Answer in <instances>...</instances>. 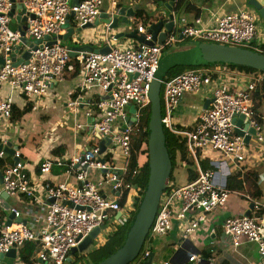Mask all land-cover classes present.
I'll return each mask as SVG.
<instances>
[{"label":"built area","instance_id":"1","mask_svg":"<svg viewBox=\"0 0 264 264\" xmlns=\"http://www.w3.org/2000/svg\"><path fill=\"white\" fill-rule=\"evenodd\" d=\"M71 1L0 0V57L4 61L0 66V121L11 119L15 96H21L35 105L47 98L53 82H62L67 74H74L78 67L79 92L97 88L105 95L111 88V98L101 99L95 105L92 130L97 131L102 139L110 140L109 154L118 151L122 164L117 169L105 158L102 159L105 153L100 154L97 145L80 156L44 159L38 167L39 174L49 175L54 168L63 169L65 175L74 178L75 184L50 185L38 195L20 153L16 150L13 155L18 159L17 163L7 164L3 162V153L0 152L2 192L9 198L25 200L44 210L37 230L0 221V255L8 254L11 250L17 253L32 242L40 244V250L28 264H64L70 250L93 229L99 228L101 235L103 227L115 229L133 218L138 188L127 183L123 176L128 171L135 127L125 119L129 115V105L135 109L131 116L136 122L150 106L149 91L163 51L190 41L246 47L256 38L255 17L248 12L226 14L208 25H204L201 19H196L192 24L185 23L179 33L168 36L163 44L153 47L117 41L109 26L104 25L100 33L109 51L106 54L78 53L73 61L71 54L74 51L57 37L61 35L70 14H73L76 27L94 24L101 14L103 0H84L76 6H72ZM15 4H19L27 16L25 37L28 40L42 41L49 36L57 41L50 46L43 42L35 51L23 45L24 51H29L30 58L18 66L13 65L10 55L20 43L21 36L17 29L10 28L11 19L8 16ZM136 31L144 35L145 41L151 40L143 25H137ZM228 71L226 66L197 68L186 70L162 83V127L184 141L187 156L194 164L196 178L191 183L181 185L168 181L144 248L133 264H144L151 253L152 241L165 237L174 225L181 241L187 242L207 223L208 216L224 207L234 195L245 197L254 204L250 216H229L220 225L211 228L210 234L227 250H235L245 243L255 244L258 260L250 264H264V202L228 190V174L225 173V166L227 169L233 166L243 172L242 165L252 162V138L264 147V113L256 116L252 108L253 93L261 92L262 79L257 75L238 72V75L228 74ZM230 75L248 80L246 88L236 89ZM204 87H211L209 107L199 114L193 127H175L173 111L179 100L185 94ZM241 115L244 116L242 124H248L255 132L254 136L244 133V137H250L248 144H245L244 137H239L234 131L233 120ZM87 116L92 118L91 115ZM118 123L122 127H118ZM76 129L82 127L78 125ZM212 153L219 155L217 162L212 168L203 169L201 162L209 161ZM93 169L103 171L104 179L91 180L89 171ZM135 174L136 171L132 177ZM103 185L109 187L112 195L103 193ZM123 199L124 204L121 205ZM10 213L15 219L20 217V212L14 208L10 209ZM195 261H201V258L196 254L190 255L188 262Z\"/></svg>","mask_w":264,"mask_h":264},{"label":"crops","instance_id":"2","mask_svg":"<svg viewBox=\"0 0 264 264\" xmlns=\"http://www.w3.org/2000/svg\"><path fill=\"white\" fill-rule=\"evenodd\" d=\"M155 0H103L101 7V14L109 15L111 11L119 9L121 7L133 8L134 10L139 8L144 10L150 15L162 12L161 9L154 4ZM72 2V1H71ZM199 10L198 16L195 13H189L186 10L183 11L182 20L178 27H182L185 23L191 24L197 18L201 19L204 25L212 24L219 17L237 12H249L255 17L256 25V38L255 45H264V19L261 18L253 8L247 6V0H204L190 2ZM120 5V7H118ZM19 14L18 12L16 13ZM72 20L73 26L69 24V28H77ZM129 25L120 24L116 30L111 31L113 36L118 33H132L135 30L132 19ZM139 24V23H138ZM17 29V24H12ZM104 28L103 24H98L92 29H86L80 33L74 32L72 37L68 38L64 43L69 48L77 49V53H80V48L91 47L96 51L103 50L106 45L102 40L100 31ZM66 30H63L61 35L65 34ZM128 37H124L120 40L129 41ZM184 44V43H183ZM182 45L181 50L188 48L190 42H187V47ZM179 47V46H178ZM23 52L24 48H23ZM22 50L18 53L16 59L19 60L23 55ZM161 57L160 62H162ZM74 61V57H73ZM228 74L237 72L229 69ZM262 79L261 92L255 91L258 96H264V75H257ZM231 82L236 89H245L248 80L236 79L229 76ZM80 78L77 73L67 74L62 82H56L50 89L47 98L38 103L30 104L26 102L21 96H15L13 100L14 110H22L26 106H30V112L22 114V121L27 122L25 131H22V127L16 125L19 117L10 121H0V144L11 142L13 147L20 153L22 159L26 161L27 173L30 176L33 184L36 187V192L41 195L44 189L50 185H57L60 183L75 184V180L71 176H67L60 172L61 169L54 168L49 175H41L38 172V167L44 159H68L73 156H80L90 147L99 145V140L95 137V131L92 130L93 120L96 109L95 104L101 92L99 89L94 88L91 91L78 92V84ZM225 81V80H224ZM227 83V81H225ZM211 101V87H204L200 90L185 94L178 102V105L173 111V123L177 128H191L195 125L199 114L206 110ZM94 102V103H92ZM258 100L253 101L254 105ZM207 107V108H206ZM260 114L264 113V102L260 105L258 110ZM87 115H91L89 118ZM30 117L29 120H25ZM129 118H133L129 112ZM264 123V122H262ZM80 125L82 129L77 130L76 126ZM245 124H242L241 128ZM117 126L122 127L121 123ZM48 140V142H45ZM33 142L31 148H24L25 145H29V142ZM257 143V142H256ZM99 147V146H98ZM56 149V154L53 151ZM28 151V152H27ZM109 147L105 148V154L103 158H107L106 162L112 163L113 167L119 169L122 164V157L118 151L114 154H109ZM250 153L252 162H247L242 165L243 172L235 167L225 166V173L227 176L234 173H245L246 171H257V176L260 180L259 190L264 189V147L256 144L255 147L250 145ZM8 164H12V160L9 157L5 158ZM211 165L217 162V159L207 161ZM59 169V171H58ZM60 172V173H59ZM89 177L93 181L102 180L105 177L103 171L90 170ZM1 186V185H0ZM103 193L112 195L108 186L103 185ZM252 191L249 186L245 187L242 195L249 197L247 192ZM2 192V187L0 193ZM238 197V196H237ZM250 198V197H249ZM241 203H234L229 209L222 208L219 212H215L208 216L207 223L202 226L199 231L191 237L187 242L181 241L180 234L177 227L174 225L172 230L165 236L155 241H152L150 251L153 253V264H162L163 262H169L171 264H250L255 263L258 260L257 246L253 243H245L239 248L225 249L222 248L218 241L211 236L210 229L220 225L222 221L229 216H244L249 205V201L245 197L234 198ZM260 201L264 202V197H260ZM243 203V204H242ZM14 208L20 212L19 220L25 221V226H28L34 230L39 228L41 224V217L44 215L42 207L31 205L25 200H17L13 198L2 199L0 197V213L3 214L2 221L8 220L10 209ZM15 225H21L17 220H14ZM195 243L200 246V250L195 247ZM196 254L201 261H195L193 263L188 262L190 255ZM18 257V256H17ZM4 259V258H3ZM0 259V264H21L19 258L14 260L15 262H5ZM3 260V261H2Z\"/></svg>","mask_w":264,"mask_h":264},{"label":"water","instance_id":"3","mask_svg":"<svg viewBox=\"0 0 264 264\" xmlns=\"http://www.w3.org/2000/svg\"><path fill=\"white\" fill-rule=\"evenodd\" d=\"M177 0H167L163 2L162 0H155L159 8L161 9L163 16L159 21L153 23L149 26L148 32L151 34V41H144L143 35H137L136 31L132 33H118L114 36L115 40H120L123 37H128L134 39L136 42L153 46L155 42L159 44L163 42L168 33H171L175 26L179 24L182 20V14L175 9V3ZM192 2L204 1V0H191ZM15 2V0H12ZM80 0H72V6H76ZM247 6L253 8L258 12L259 16L264 19V0H247ZM19 13L18 15L16 13ZM24 15V16H23ZM8 16L11 19V24H17V31L21 36L20 43L16 45L11 52V61L14 66H18L27 61L30 58L29 51H25L19 60H16V56L21 51L23 45H28L33 51L37 50L42 46L43 42L50 46L57 43L56 40H51V37L47 36L42 41H33L30 42L25 37V31L27 30V16L24 14V10L19 4H15L14 8L10 11ZM135 16V10L133 8L121 7L111 11L109 15L100 14L98 20L94 24H87L77 28H69V19L73 17V14H70V18L65 21L63 29L66 30V33L63 35H58L57 39L62 42L68 40L72 37L73 33H80L86 29H92L97 26L99 23L109 26V29L116 30L120 24L129 25V19H132ZM72 51H77V49L70 48ZM81 52H95L96 50L91 47L80 48ZM109 47H105L103 50H100V53H107ZM75 56V54H71ZM170 59H173V62L169 68L162 67L161 64L164 62H159L154 80L151 84L149 91V102H150V118L148 123L149 137H148V164H149V178L146 185V190L139 202L136 214L133 218L132 224L129 228L128 235L126 237L123 245L112 255L104 259L103 261L96 264H131L133 263L143 247L145 239L148 235V232L154 222L156 213L158 210L159 200L164 192L167 183L170 178L171 173V162L170 157L167 152L164 130L162 127V107H161V88L162 83L167 75V73L174 69L176 65L178 67H198L206 63H217V64H237L242 66H247L253 69L264 71V55L246 50L240 47L225 46L220 44H205L198 43L192 45V47L185 50L177 51L170 56ZM4 61L0 57V66L3 65ZM108 95L105 96V99H109ZM211 103V101L209 102ZM207 108V107H206ZM129 112L134 113V108L129 107ZM244 121V116H239L233 120L235 125L234 131L239 137H244V133L247 132L249 135L254 136L255 132L253 128H249L248 124H245L243 128L242 122ZM129 125L136 123L135 118L127 117L125 119ZM95 137L99 140V153L103 154L105 148L110 145V140L108 138H101L97 131H95ZM245 144H248L250 141L249 136L244 138ZM3 152L5 155L12 157L14 163L18 162V159L14 158L13 155L16 151V148L13 147L11 142H7L5 145L0 144V152ZM103 162V160H100ZM118 173L121 174V171L118 170ZM2 184V175L0 171V185ZM2 199H7V195L4 192L0 193ZM254 204L249 203L248 209L244 217H249ZM119 213L116 214L118 218ZM14 220H17L22 226H25L24 220L15 219L13 214L8 215V220L6 221L7 225H10ZM100 229H93L86 237L79 241L77 246L73 247L70 250V254L74 255L76 253L83 254L90 248L92 242L99 237ZM17 253L15 250H11L8 254L0 255V259L3 258H16ZM71 259L68 258L66 262H70ZM153 253H150L147 261L144 264H153Z\"/></svg>","mask_w":264,"mask_h":264},{"label":"trees","instance_id":"4","mask_svg":"<svg viewBox=\"0 0 264 264\" xmlns=\"http://www.w3.org/2000/svg\"><path fill=\"white\" fill-rule=\"evenodd\" d=\"M80 1H84V0H80ZM162 1L165 2L167 0H162ZM190 2L191 0H177L175 3V9L179 12L182 10H186L187 12L195 13V15L198 16L199 10L196 9L195 6L191 4ZM154 4L157 5L155 1H154ZM118 7H120V5H118ZM161 18L162 17L160 16H157L155 14L150 15L146 13L144 10L137 8L135 9V16L132 22L134 23V25H136L135 26V29H136L137 25L139 24L143 26H147V25L156 23ZM69 24L73 26L71 19H69ZM133 43L135 45H138L135 41H133ZM198 43H202V42L190 41L188 48ZM177 45L179 46V44ZM243 49L250 50V51L257 52V53L264 55V45L250 44L249 46L243 47ZM215 66H226L228 67V69H231L238 73H244L246 75H264V71L253 69L247 66H242V65H237V64H225L224 65V64H217V63H206L198 67H180V68H175L173 70L171 69L165 76L163 82L183 73L186 70L188 71V70H194L197 68H208V67L210 68V67H215ZM75 73L78 74V67ZM263 91H264V86H263ZM160 97L162 101V88H161ZM256 100H258V102H256L254 105L252 104V108L256 116H258L257 115L259 114L258 110L260 109V105L264 102V96H258L256 93L253 97V101H256ZM96 101H98V99ZM30 110H31L30 106H26L24 107V109L20 111L14 110V107H13L10 120L14 118V113H15V118H17V117H20V115L22 114H26L30 112ZM149 118H150V106L141 114L139 120L136 123H133V126L135 128H134V134L131 138V152H130V156L128 160L129 162L128 171H127V175L123 176L124 180L127 183H130L133 186H137L138 188V200L137 201L138 202L141 200L146 190V185H147L148 178H149V164H148ZM257 121L259 120L257 119ZM163 130H164L166 148H167V152L169 154L170 162H171V173H170L169 181H175L173 177V170L177 166L176 157L178 155L179 160L181 164L183 165V168L185 171L184 183L193 182L196 178V174L194 172L195 171L194 164L192 160H190L187 156L184 141L170 134L165 129ZM53 154H56V149L53 151ZM105 159L107 160V158ZM202 167L203 169H208V168H212V165L207 161H203ZM135 171H136V174L135 176L132 177V174ZM60 172L64 173V170L61 169ZM259 182L260 180L257 176V171L256 172L246 171L245 173L239 172V173L231 174L227 177L226 187L228 190L232 192H243L245 187L249 186V188L252 190L250 192H247L249 197L251 199H260V197H262V191L259 190ZM138 202L136 203V210L138 208ZM120 204L121 205L124 204V199L120 202ZM136 210H135V213L133 214L134 216L136 214ZM2 218H3V214L0 213V221H2ZM133 218L129 220L127 223H125L123 226H118L117 228L112 229L110 233L107 234L105 242L99 248L94 249L93 251L88 253V255L92 257V261H91L92 264H96V263L103 261L110 255L115 253L123 245L128 235V231L132 224ZM39 250H40V244L37 242H34V243L32 242L20 248L17 252V256L22 264H28ZM69 255L71 254L69 253ZM64 264H75V263L73 261L72 262L70 261L69 263L65 262Z\"/></svg>","mask_w":264,"mask_h":264},{"label":"rangeland","instance_id":"5","mask_svg":"<svg viewBox=\"0 0 264 264\" xmlns=\"http://www.w3.org/2000/svg\"><path fill=\"white\" fill-rule=\"evenodd\" d=\"M10 28L12 29V30H14L15 29V27L14 26H12V25H10ZM63 42H65V41H63ZM64 44V43H63ZM252 44H254V42L252 43ZM183 45H185V47H187V42H185ZM182 48V45H179V47H177L176 49H169V50H165V51H163V53H162V56H164L163 58H162V64H161V66L162 67H165L166 69L167 68H169L172 64H170L171 62H173V59H170L168 56H170V54H172V53H174V52H177V51H180V49ZM171 61V62H170ZM175 68H180V67H178V65H176V66H174ZM174 68V69H175ZM173 70V69H172ZM22 118H23V116H21L20 115V117H19V119L17 120V122H16V125L18 126V127H22V131H25V129H26V125H29L27 122H23L22 121ZM30 119V117H27L26 119L24 118V121L25 120H29ZM45 142H48V140H45ZM256 139L255 138H252V140H251V146H253V147H255L256 146ZM34 144H33V142L31 141V142H29V145H25L24 146V148H31L32 146H33ZM259 145V144H258ZM28 152V151H27ZM219 155L218 154H216V153H212L211 155H210V157L208 158V160L209 161H212V160H215V159H217V157H218ZM222 159V158H221ZM203 164V162H201V165ZM176 167L174 168V170H173V177H174V180L176 181V183H178V184H184V181H185V171H184V168H183V165L181 164V162H180V160H179V156L177 155V157H176ZM0 189H1V186H0ZM238 198L237 196H232L230 199H229V201L227 202V204L224 206V207H222V208H225V209H229L230 208V206H232L234 203H241V201H236L234 198ZM243 204V203H242ZM222 208H220V209H218L217 211L219 212ZM114 219V218H113ZM113 228H111L110 227V229L109 228H105V227H103L102 228V233H101V235H99V237L98 238H96L93 242H92V244H91V246H90V248L88 249V251H86L85 253H83V254H80V253H77V254H75L74 256L73 255H68L69 257L68 258H70L71 259V262L73 261L75 264H92L91 263V261H92V257L91 256H89L88 255V253H90L91 251H93L94 249H97V248H99L104 242H105V240H106V236H107V234L108 233H110V231L112 230ZM195 247L198 249V250H200L201 248H200V246L197 244V243H195ZM84 257V258H83ZM16 258H18V257H16ZM16 258H14V260H17ZM5 262H8V261H10V262H15L14 260H10V258H4L3 259ZM2 260V261H3ZM22 264V263H21Z\"/></svg>","mask_w":264,"mask_h":264},{"label":"bare ground","instance_id":"6","mask_svg":"<svg viewBox=\"0 0 264 264\" xmlns=\"http://www.w3.org/2000/svg\"><path fill=\"white\" fill-rule=\"evenodd\" d=\"M158 6V5H157ZM159 7V6H158ZM183 11V10H182ZM182 11H180V13L182 12ZM179 12V11H178ZM249 13V12H248ZM233 14V13H232ZM155 15H157V16H160V17H162L163 16V13L162 12H158V13H156ZM134 18V17H133ZM198 19V18H197ZM159 21V20H158ZM129 22H130V20H129ZM180 23V22H179ZM255 23V22H254ZM192 24V23H191ZM151 25V24H150ZM150 25H147V26H143L144 28H145V30H146V32L148 33V34H150L149 32H148V29H149V26ZM178 25L179 24H177L176 26H175V28L173 29V31L171 32V33H168L167 34V36H166V38L163 40V42L162 43H160V44H163L164 42H165V40L167 39V37L168 36H170V35H173V34H177V33H179L181 30H182V28H183V26L182 27H178ZM255 27H256V25H255ZM64 30V29H63ZM111 30V29H110ZM111 31H113V30H111ZM134 31H136V29L134 30ZM136 33H137V31H136ZM137 35H142V34H139V33H137ZM151 35V34H150ZM144 36V35H143ZM152 37V36H151ZM124 38V37H123ZM122 38V39H123ZM130 40L129 41H131V43L133 44V45H135L134 43H133V41H135L134 39H131V38H129ZM121 40V39H120ZM120 40H117V41H120ZM30 41V40H29ZM144 41H145V39H144ZM151 41V40H150ZM31 42V41H30ZM136 42V41H135ZM137 44H141V43H138V42H136ZM202 43H205V44H215V43H212V42H202ZM158 42H155V44L153 45V46H155V45H160ZM142 45H144V44H142ZM135 46H137V45H135ZM145 46H147V45H145ZM153 46H149V47H153ZM23 47V46H22ZM106 47H109V46H107L106 45ZM178 47V45H176L175 46V49ZM240 48H243V47H240ZM23 49V48H22ZM80 53H87V52H80ZM97 53H100L99 51H97ZM72 54H75V56H72L71 55V57H72V59H73V57H74V59H75V57H76V55L78 54L77 53V51H74ZM103 54V53H102ZM17 57V56H16ZM162 57V56H161ZM17 60V59H16ZM54 83H56V81L55 82H53V84ZM53 86V85H52ZM77 91H78V88H77ZM79 92V91H78ZM108 92H109V94H111V88H109L108 89V91H107V93L104 95L102 92H101V96H99L98 97V101L99 100H101V99H104V100H108V99H105L104 97L105 96H107L108 95ZM109 97L111 98V96L109 95ZM109 98V99H110ZM97 101V102H98ZM96 102V103H97ZM96 105V104H95ZM133 107L132 105H129L128 106V112H129V107ZM96 107V106H95ZM13 108V107H12ZM134 108V107H133ZM134 112H135V109H134ZM12 114V113H11ZM133 114V113H132ZM10 121V120H9ZM7 143V142H6ZM6 143H1V144H3V145H5ZM2 152V151H1ZM3 153V152H2ZM6 157H9V158H11V160H12V157H10V156H7V155H5L4 153H3V162H6V160H5V158ZM2 162V163H3ZM7 163V162H6ZM12 163H14L13 162V160H12ZM0 164H1V162H0ZM8 164V163H7ZM0 171H1V167H0ZM1 175H2V171H1Z\"/></svg>","mask_w":264,"mask_h":264}]
</instances>
